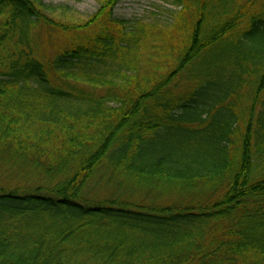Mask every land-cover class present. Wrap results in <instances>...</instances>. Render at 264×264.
Here are the masks:
<instances>
[{"label": "trees", "instance_id": "trees-1", "mask_svg": "<svg viewBox=\"0 0 264 264\" xmlns=\"http://www.w3.org/2000/svg\"><path fill=\"white\" fill-rule=\"evenodd\" d=\"M96 1L0 0V264H264V0Z\"/></svg>", "mask_w": 264, "mask_h": 264}, {"label": "rangeland", "instance_id": "rangeland-1", "mask_svg": "<svg viewBox=\"0 0 264 264\" xmlns=\"http://www.w3.org/2000/svg\"><path fill=\"white\" fill-rule=\"evenodd\" d=\"M48 5H65L72 8L76 13L75 17L86 18L98 9L96 0H43ZM166 8L174 9L173 6L165 4L161 0H120L115 9L118 18L130 21L146 20L153 21L154 14H160L161 21L167 22L171 19V14ZM48 49V52H51Z\"/></svg>", "mask_w": 264, "mask_h": 264}]
</instances>
